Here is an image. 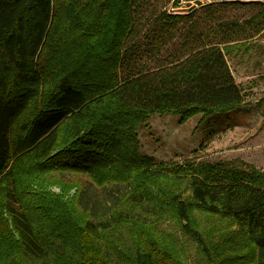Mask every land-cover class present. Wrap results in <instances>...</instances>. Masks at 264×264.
Segmentation results:
<instances>
[{
  "label": "trees",
  "instance_id": "1",
  "mask_svg": "<svg viewBox=\"0 0 264 264\" xmlns=\"http://www.w3.org/2000/svg\"><path fill=\"white\" fill-rule=\"evenodd\" d=\"M234 2L243 1L216 4ZM138 3L0 0V184L7 173L54 167L94 178L79 187L78 220L48 217L40 228L22 205L26 221L13 216L20 240L5 229L2 201L10 243L0 264H188L179 253L188 246L211 264L245 255L264 264V173L205 163L172 174L140 152L138 130L153 114H222L239 108L242 92L214 33L195 28L164 63L157 45L192 15L170 10L175 2L143 20ZM263 22L264 6L246 21ZM145 54L157 63H138Z\"/></svg>",
  "mask_w": 264,
  "mask_h": 264
},
{
  "label": "rangeland",
  "instance_id": "2",
  "mask_svg": "<svg viewBox=\"0 0 264 264\" xmlns=\"http://www.w3.org/2000/svg\"><path fill=\"white\" fill-rule=\"evenodd\" d=\"M175 2L176 0H139V13H144L141 17L144 20L148 14L166 11L165 9ZM263 6L264 1L234 2L199 6L194 9L185 7L175 11L179 15L192 16H188L186 22L175 23L166 36L164 45L163 42L157 45L162 48L163 60L168 62L170 56L183 52L184 40L190 39L195 28L196 31L214 33L215 41L227 43L225 47L222 45L225 59L241 89L242 101L239 108L230 112L206 116L198 113L183 121L180 120V115L173 113H155L150 116L138 130V144L141 154L154 157V160L150 161L152 169H172L173 174L180 169L193 172L197 166L205 163H221L227 167L241 168L252 165L264 173V28L258 30L257 27L246 23L251 16L262 10ZM191 20L192 23H189ZM136 57L138 63H157L147 54L143 58ZM166 61L164 63H167ZM39 98L40 96L37 100ZM61 150L58 149L54 154L60 153ZM109 164L104 165L107 168ZM34 169L36 167L31 170ZM2 178L0 203L3 201L4 206L0 207L3 206L5 211L3 221L8 225L5 229L9 228L15 240H20V225L17 224L16 227L13 216L17 213L19 220L26 221L23 206L38 216L37 223L40 228L47 226L48 217L58 219L70 214L78 220L75 214L80 212L75 201L79 187L84 183L88 185V182L94 179L90 173L75 172L67 167L49 168L30 175L18 174L16 178L7 173ZM17 185L27 188L30 194L22 195L21 200L17 195ZM126 189L125 187L124 190ZM100 190L99 198L104 202L108 198L105 192ZM4 192L6 195L2 200ZM161 227L163 228L162 224ZM226 233L231 234V229ZM6 243H10L9 240L0 234V247H6ZM28 248L33 254L42 255L34 247L29 245ZM186 251L179 253L188 264H211L194 247L188 246ZM236 258L232 260L248 264L246 255ZM114 261L118 263L117 259ZM96 262L101 264L100 261Z\"/></svg>",
  "mask_w": 264,
  "mask_h": 264
},
{
  "label": "built area",
  "instance_id": "3",
  "mask_svg": "<svg viewBox=\"0 0 264 264\" xmlns=\"http://www.w3.org/2000/svg\"><path fill=\"white\" fill-rule=\"evenodd\" d=\"M223 1H243V2H249V1H264V0H176V3L170 7V10L175 12L177 9L182 8L184 9H194L199 6H206V5H212Z\"/></svg>",
  "mask_w": 264,
  "mask_h": 264
}]
</instances>
